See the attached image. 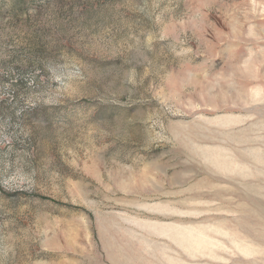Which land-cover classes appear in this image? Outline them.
Instances as JSON below:
<instances>
[{"label": "rangeland", "instance_id": "1", "mask_svg": "<svg viewBox=\"0 0 264 264\" xmlns=\"http://www.w3.org/2000/svg\"><path fill=\"white\" fill-rule=\"evenodd\" d=\"M0 264H264V0H0Z\"/></svg>", "mask_w": 264, "mask_h": 264}]
</instances>
